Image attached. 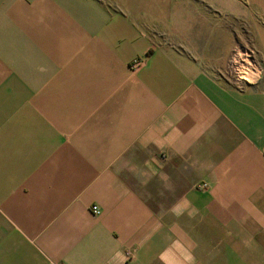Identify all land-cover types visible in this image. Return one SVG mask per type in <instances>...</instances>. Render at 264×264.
Here are the masks:
<instances>
[{"label":"crops","instance_id":"1","mask_svg":"<svg viewBox=\"0 0 264 264\" xmlns=\"http://www.w3.org/2000/svg\"><path fill=\"white\" fill-rule=\"evenodd\" d=\"M259 10L0 0V264H264Z\"/></svg>","mask_w":264,"mask_h":264},{"label":"rangeland","instance_id":"2","mask_svg":"<svg viewBox=\"0 0 264 264\" xmlns=\"http://www.w3.org/2000/svg\"><path fill=\"white\" fill-rule=\"evenodd\" d=\"M196 1H198L200 3H204V0H196ZM241 1H245V0H241ZM258 1L264 2V0H258ZM206 7L208 9H210V15L211 16L218 18V16L220 15V13L217 10H214V8L212 6L211 7L206 6ZM257 18H258L259 24H261L262 26H264V12H262L261 10H259V13H258V17ZM244 49H245V47H244ZM251 53H252V50H251L250 47H246V50H243V53L242 54H243V59H244V62L243 63L244 64H242L240 67H239V64H238L239 62H237L238 59H234V57L232 58V66H231V69H232V74H233V77L234 78H236V77H238L240 75L242 77H244L243 78L244 80H245V77L246 76H247V78H252V77H250L249 74H246L248 72L247 69H254V68H252L253 65L250 63V61H251V56L250 55H252ZM245 54H248V56L245 55ZM254 71H256V70L254 69Z\"/></svg>","mask_w":264,"mask_h":264},{"label":"built area","instance_id":"3","mask_svg":"<svg viewBox=\"0 0 264 264\" xmlns=\"http://www.w3.org/2000/svg\"><path fill=\"white\" fill-rule=\"evenodd\" d=\"M141 62V60L140 59H135L134 61H133V65H138L139 63ZM248 70V72L246 73V74H253L254 76L256 75V73H255V71H254V69H247ZM241 76V75H240ZM254 76H252V78H254ZM242 77V76H241ZM251 77V76H250ZM244 78V77H243ZM247 78V76L245 77V79ZM252 78H247V79H252ZM200 186L201 187H205V186H207V184L206 183H203V184H200ZM91 210H92V212L93 213H95V214H100V209H99V207L97 206V205H92L91 206Z\"/></svg>","mask_w":264,"mask_h":264}]
</instances>
